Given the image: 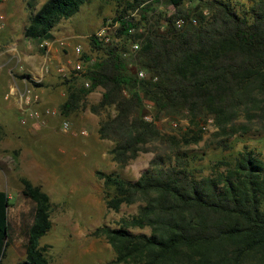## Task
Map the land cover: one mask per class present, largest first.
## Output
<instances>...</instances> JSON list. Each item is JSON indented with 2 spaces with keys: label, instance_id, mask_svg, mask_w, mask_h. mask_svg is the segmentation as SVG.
Instances as JSON below:
<instances>
[{
  "label": "trees",
  "instance_id": "obj_1",
  "mask_svg": "<svg viewBox=\"0 0 264 264\" xmlns=\"http://www.w3.org/2000/svg\"><path fill=\"white\" fill-rule=\"evenodd\" d=\"M86 1L46 0L30 15L24 38L51 41L56 24L74 16ZM101 1L126 3L131 13L123 10L113 22L118 23V35L139 42L140 49L123 59L121 53L127 49L106 47V58L82 75L88 88L69 89L61 114L75 111L84 96L102 88L99 110L114 106L116 115L102 120L97 133L114 143L110 154L118 165L149 150L146 144L168 142L160 137L155 120L147 122L140 114L144 101L150 103L154 119L187 112L188 129L213 116L225 131L245 113L264 131V0H252L243 14L230 0H206L210 16L199 15L196 25L179 29L176 21L188 19L179 11L153 23L147 18L156 0ZM168 1L177 8L184 0ZM103 46L91 37L92 50ZM137 69L144 70L147 79L138 80ZM188 129L184 143L190 140ZM199 139L197 133L192 141ZM172 144L180 143L171 137ZM170 149L156 152L136 181L115 173L96 174L104 181L107 209L117 211L139 202L137 213L121 219L120 227L96 230L111 244L115 262L264 264V163L244 150L234 161L217 162L224 168L221 173L197 177L184 156ZM20 183L22 197L33 204V217L25 257L17 264H49L47 247L40 241L51 227L50 199L29 180L21 178ZM9 207L8 195L0 191V259L9 237ZM134 228L148 233H134Z\"/></svg>",
  "mask_w": 264,
  "mask_h": 264
},
{
  "label": "rangeland",
  "instance_id": "obj_2",
  "mask_svg": "<svg viewBox=\"0 0 264 264\" xmlns=\"http://www.w3.org/2000/svg\"><path fill=\"white\" fill-rule=\"evenodd\" d=\"M45 1L0 0V13L4 16L0 23V191L6 192L10 200L9 237L0 264H17L25 257L24 245L32 222L33 204L21 195V178L39 186L50 199L51 227L40 241L41 246L47 247L49 264H131L116 263L111 244L97 235L96 230L102 226L120 227L121 219L137 213L139 202L122 205L117 211L107 209L104 181L96 175L97 172L115 173L126 180L136 181L156 152H170L171 146L184 156L189 169L197 177L221 173L224 168L216 165L217 162L234 161L244 150L253 152L264 163V131L256 129L257 120L249 119L245 113L233 125L227 124L225 131L218 128L213 116H208L198 128L191 126L188 129L187 112L178 117L154 119L150 103L144 101L140 114L143 119L155 120L160 137L168 142L164 146L159 142L146 144L144 147L149 150L139 151L124 165H118L110 154L114 143L101 139L97 133L102 120L116 115L114 106L99 110L103 89L98 87L84 96L73 112L63 115L61 107L69 89L88 88L82 75L94 63L106 58V47L128 48L130 41L118 35V23L113 21L123 10L128 14L131 11L125 2L87 0L74 16L61 19L52 30L53 44L50 46L58 57L57 64L51 65L55 73L35 83L24 76L31 75L28 72L31 61L38 63L36 66L40 69L45 52L39 42L26 40L23 33L30 15ZM156 1L147 15L151 23L159 16L170 17L179 11L180 16L188 18L181 19L189 24L190 19L197 22L199 15L207 18L211 12L206 0H184L177 8L168 0ZM230 1L238 14L248 11L252 5V0ZM135 17L140 18L139 14ZM105 25L112 26L110 45L92 50L91 37ZM76 45L82 48L80 57L74 53ZM77 60L82 62L83 71L76 79H64L56 72L58 67L72 66ZM23 78L40 98L37 104L31 105L39 117L26 124H21V110L13 98L17 97L21 104L18 94L27 86ZM15 84L20 92L12 94L17 96H9ZM46 110H53L56 115L48 116ZM63 122L69 124L68 131L61 129ZM187 129L191 131L190 140L184 143L182 136ZM197 133L200 139L193 142ZM171 137L180 144L169 146ZM131 231L148 233L147 229L134 228Z\"/></svg>",
  "mask_w": 264,
  "mask_h": 264
},
{
  "label": "built area",
  "instance_id": "obj_3",
  "mask_svg": "<svg viewBox=\"0 0 264 264\" xmlns=\"http://www.w3.org/2000/svg\"><path fill=\"white\" fill-rule=\"evenodd\" d=\"M134 14H132L133 16ZM4 21V16L0 13V23ZM186 24L184 19H178L176 21V28H182L184 27ZM190 25H196L197 22L195 19H190L189 21ZM112 28V26L109 25H105L103 26L99 31H97L94 35V38L96 40H98L100 43H102L104 46H108L110 45V38H109V31ZM53 44V42H51L50 40H44L40 43V48L47 51V49ZM61 45H65V43L61 42ZM140 49V43L139 42H130L127 50L123 51L121 53V57L123 59H128L131 55H136L138 53ZM81 52H82V48L79 45L74 46V53L75 55H77V57L81 56ZM79 60V59H78ZM74 63V65L71 66V68L66 69L65 67H58L56 69V72L60 75H62V77H64V79H70V77L72 76H79L82 71H83V64L81 61H78ZM44 71L48 72L49 71V67L48 65H45L44 67ZM147 73L142 70V69H137L136 71V77L138 80H145L147 79ZM28 80V79H25ZM31 81V79H29ZM156 80V78L154 79ZM33 82V81H31ZM88 85V84H86ZM14 92V90L9 92V96H12V93ZM20 102L22 104L20 110H21V119L20 122L21 124H26V122L28 120H34L37 119L39 117V113L36 110H33L31 108V105L33 104H37L40 100L38 94L36 93V91L34 90V88L31 86V84H29L28 86L25 87V89L18 94ZM150 108V107H149ZM45 114L48 116H55L56 112L53 110H46ZM145 120H147L148 122H151V118L149 117H145ZM208 122L210 123L211 121L208 120ZM208 126V125H207ZM61 129L63 131H68L69 130V124L67 122H63L61 124ZM205 129V128H204ZM84 135L86 134L85 132L83 133Z\"/></svg>",
  "mask_w": 264,
  "mask_h": 264
},
{
  "label": "crops",
  "instance_id": "obj_4",
  "mask_svg": "<svg viewBox=\"0 0 264 264\" xmlns=\"http://www.w3.org/2000/svg\"><path fill=\"white\" fill-rule=\"evenodd\" d=\"M2 14V13H1ZM3 15V14H2ZM24 36V35H23ZM27 40V39H26ZM42 51H44L45 52V54H44V56H43V63H42V65L40 66V69H38L37 68V66H36V64L38 65V63H36L35 61H31V63H30V70L28 69V72L31 74L29 77L27 76V75H25L24 76V78H29V79H31V81H33V82H35V83H39V82H41L42 80H43V78L44 77H46L47 76V79L49 78L48 77V74L50 75H54V73H55V69L51 66V65H53V63H55V64H57V62H58V57H57V55H56V53L54 52V50L53 49H51L50 47L47 49V51H45V50H43V49H41ZM48 60H49V63H47L48 62ZM52 61V63H51V61ZM45 65H48V67H49V71L48 72H45L44 71V67H45ZM66 69H69V68H71V66H69V67H65ZM27 70V69H26ZM24 78L22 79V81H23V83L24 84H27V86L30 84L29 82H25L24 81ZM21 81V82H22ZM20 84V83H19ZM16 86H12V88L14 89V92L12 93V94H14V93H19L20 91H19V86L17 85V84H15ZM26 87V86H25ZM10 91V90H9ZM21 93V92H20ZM49 93H51V92H49ZM12 96H17V95H12ZM15 100H14V103H15V105H16V107L18 106V108L20 107L21 108V106H22V104H20L19 105V102H18V98L17 97H13Z\"/></svg>",
  "mask_w": 264,
  "mask_h": 264
}]
</instances>
